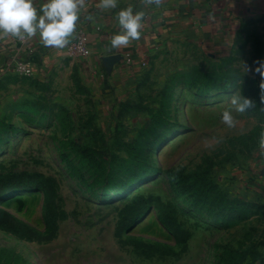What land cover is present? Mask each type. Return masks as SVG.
<instances>
[{
	"label": "rangeland",
	"instance_id": "1",
	"mask_svg": "<svg viewBox=\"0 0 264 264\" xmlns=\"http://www.w3.org/2000/svg\"><path fill=\"white\" fill-rule=\"evenodd\" d=\"M257 60L262 45L223 64L159 63L135 99L134 87L110 92L71 55L46 78L0 68V172L55 177L70 214L49 243L0 231V264H264V197L246 187L264 158L261 77L248 71ZM234 93L255 105L233 109L228 127L221 115ZM137 194L151 195L152 207L121 239L167 243L173 256L144 260L120 243L119 211ZM46 199L17 191L0 208L48 235ZM157 199L185 212L186 245L160 219Z\"/></svg>",
	"mask_w": 264,
	"mask_h": 264
},
{
	"label": "crops",
	"instance_id": "2",
	"mask_svg": "<svg viewBox=\"0 0 264 264\" xmlns=\"http://www.w3.org/2000/svg\"><path fill=\"white\" fill-rule=\"evenodd\" d=\"M98 2L86 0L70 43L79 32L87 34L91 55L84 66L116 95L134 87L135 99L148 71L159 63L185 58L192 64L200 60L223 64L245 45L252 51L256 45L264 47V0H160L159 6L147 0H118V8L108 11L97 8ZM36 3L39 7L40 0ZM129 6L146 13L142 36L126 47L111 49L110 37L119 31L115 12ZM89 13H94V23L85 19ZM70 43L57 49L44 46L37 37L0 36V68L27 59L37 78L50 77L66 67ZM259 163L258 176L248 179L246 187L264 197V158Z\"/></svg>",
	"mask_w": 264,
	"mask_h": 264
},
{
	"label": "clouds",
	"instance_id": "3",
	"mask_svg": "<svg viewBox=\"0 0 264 264\" xmlns=\"http://www.w3.org/2000/svg\"><path fill=\"white\" fill-rule=\"evenodd\" d=\"M147 3L159 6L160 0H147ZM86 0H0V36H12L21 40L37 37L44 46L57 49L65 48L75 36L77 24L81 20ZM97 8L108 11L118 8V0H99ZM145 11L133 6L115 12V21L119 31L110 37L111 49L128 46L142 36ZM85 19L94 21V13ZM255 67L248 66V71L261 77L260 101L264 103V60L254 62ZM230 107L222 112L221 120L228 127L236 124V113H245L252 109L255 102L240 94H232ZM264 143V141H262Z\"/></svg>",
	"mask_w": 264,
	"mask_h": 264
},
{
	"label": "trees",
	"instance_id": "4",
	"mask_svg": "<svg viewBox=\"0 0 264 264\" xmlns=\"http://www.w3.org/2000/svg\"><path fill=\"white\" fill-rule=\"evenodd\" d=\"M39 189L46 196L45 214L48 235H40L27 223L16 217L10 211L0 208V231L26 242L49 243L59 233L61 223L68 220L70 214L65 210L64 199L60 194L61 185L53 177L38 172H0V200L17 191ZM8 199V198H7ZM153 197L151 195L137 194L129 199L128 203L119 211L116 227V236L120 238L122 246H131L132 252L144 260H164L174 255L173 247L160 241H145L140 237L129 235L122 240L124 232H131L139 220L150 211ZM156 210L166 228L172 231L177 242L186 245L192 236L186 220L182 219L185 212L181 211L172 201L157 199Z\"/></svg>",
	"mask_w": 264,
	"mask_h": 264
},
{
	"label": "built area",
	"instance_id": "5",
	"mask_svg": "<svg viewBox=\"0 0 264 264\" xmlns=\"http://www.w3.org/2000/svg\"><path fill=\"white\" fill-rule=\"evenodd\" d=\"M68 52L71 56L86 60L91 55L88 36L84 31L78 33L76 38L70 43ZM17 69V72L27 76H35L34 64L30 60H18L11 65ZM144 67L147 65L144 63Z\"/></svg>",
	"mask_w": 264,
	"mask_h": 264
},
{
	"label": "bare ground",
	"instance_id": "6",
	"mask_svg": "<svg viewBox=\"0 0 264 264\" xmlns=\"http://www.w3.org/2000/svg\"><path fill=\"white\" fill-rule=\"evenodd\" d=\"M11 195L7 196L6 198H9L10 199Z\"/></svg>",
	"mask_w": 264,
	"mask_h": 264
}]
</instances>
